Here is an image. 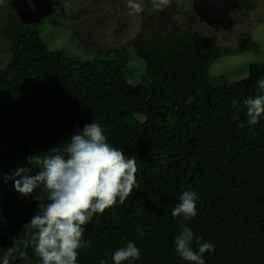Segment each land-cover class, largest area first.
I'll return each mask as SVG.
<instances>
[{"label": "trees", "instance_id": "1", "mask_svg": "<svg viewBox=\"0 0 264 264\" xmlns=\"http://www.w3.org/2000/svg\"><path fill=\"white\" fill-rule=\"evenodd\" d=\"M77 13L45 20L60 26ZM8 16L0 27L9 53L0 69V173L29 166L32 155L62 147L90 122L100 124L112 147L137 159L139 189L85 226L87 243L77 264H112V253L128 241L141 255L122 264H189L173 244L183 226L215 246L204 254L205 264H264V116L248 125L243 104L264 95L257 86L264 61L249 64L247 74L231 83L208 74L221 57L258 54L251 36L240 37L230 51L198 33L170 29L156 45L133 47L144 61L133 84L123 70L127 52L82 61L48 49L39 24ZM30 167L32 174L38 171ZM184 191L198 200L197 216L182 225L171 212ZM36 195L46 202L42 188L26 198L0 177V259L14 237L17 244L28 238L22 226L38 211ZM22 250L28 259L16 254L10 264H40L31 246Z\"/></svg>", "mask_w": 264, "mask_h": 264}, {"label": "clouds", "instance_id": "2", "mask_svg": "<svg viewBox=\"0 0 264 264\" xmlns=\"http://www.w3.org/2000/svg\"><path fill=\"white\" fill-rule=\"evenodd\" d=\"M56 12L63 11L71 15L77 11L66 0H48ZM157 11H163L171 0H150ZM129 14H140L144 10L143 0H126ZM257 86L264 91V78L257 81ZM236 103V101H233ZM246 108L248 125H256L264 116V95H257L243 100ZM238 127L244 125L237 121ZM29 166H18L9 173H0L4 182L13 181L14 190L24 197L31 196L37 188H42L46 202L40 203L38 211L22 228L28 238L9 247L0 259V264H10L18 254L19 259L27 260L25 250L32 247L40 264H77L78 250L86 246L82 239L85 226L96 214H102L117 203L124 204L137 183V159L126 157L125 153L112 147L106 140L99 123L90 122L77 129L62 147L58 144L43 155L35 154L27 161ZM30 166L38 171L32 174ZM198 196L195 192L184 191L179 203L171 212L172 217L181 218L180 223L197 216ZM142 234V232H141ZM192 229L183 226L174 237L173 244L179 257L189 264H205V253H214L215 246L203 242ZM195 241L199 245L194 250ZM22 245V247H21ZM141 250L132 241L112 253V264L133 262L140 258ZM100 264H107L101 260Z\"/></svg>", "mask_w": 264, "mask_h": 264}, {"label": "rangeland", "instance_id": "3", "mask_svg": "<svg viewBox=\"0 0 264 264\" xmlns=\"http://www.w3.org/2000/svg\"><path fill=\"white\" fill-rule=\"evenodd\" d=\"M172 0L171 2H173ZM82 14L73 21L62 20V25H53L44 20L38 25L39 35L50 50L63 51L82 61L95 57L98 53L112 51L126 53L127 64L123 70L129 73V81L139 82L144 70V61L139 58L134 46L156 45L169 29L198 33L217 46L233 51L237 47L238 36L249 35L259 47V53L235 52L216 60L210 67V77L222 76L228 82H235L247 74L251 63L264 61V5L252 1L254 15L248 19L240 16L234 31L215 30L207 27L194 16H140L129 14L126 0H66ZM260 3V2H259ZM175 4V3H174ZM173 9L181 5L171 6ZM256 8V9H255ZM170 6L165 8L168 12ZM9 0H0V27L13 16ZM182 13V10H181ZM171 19V20H170ZM170 20V21H169ZM232 30V29H231ZM8 42L0 37V69L8 59Z\"/></svg>", "mask_w": 264, "mask_h": 264}, {"label": "flooded vegetation", "instance_id": "4", "mask_svg": "<svg viewBox=\"0 0 264 264\" xmlns=\"http://www.w3.org/2000/svg\"><path fill=\"white\" fill-rule=\"evenodd\" d=\"M210 1L211 0H200L202 5L208 4ZM234 1H235V7L233 9H229V10L227 9L226 11H224L223 14L214 15V16H217V18H215L214 16L211 15L209 8L204 10V13L202 15H198L195 11L196 6L198 4L197 0L196 1L194 0H174L169 5L170 9L168 12H165V9L163 11H157L156 9L153 8L150 0H143L145 7H144L143 12L140 14V16H146L147 18H151V16H174V15L194 16L193 17L194 20L202 22L204 25H206L207 27L211 29L234 31L233 28L237 26V23L239 21L238 19H240V16L243 15L245 16L246 19H248L250 16L254 15L252 6H251L252 1L254 2V0H234ZM255 1L258 5H264V0H255ZM172 5H176V6L181 5V8L173 9L171 7ZM10 6H11V1H10ZM181 10H182V13H181ZM13 11L16 14L14 9ZM56 13L63 14L64 12L55 11L51 13L49 16H54V14ZM16 17L18 18L17 14H16ZM45 19H43L42 21H44ZM240 35L242 34H239L238 40L240 39Z\"/></svg>", "mask_w": 264, "mask_h": 264}, {"label": "water", "instance_id": "5", "mask_svg": "<svg viewBox=\"0 0 264 264\" xmlns=\"http://www.w3.org/2000/svg\"><path fill=\"white\" fill-rule=\"evenodd\" d=\"M11 6L15 10L19 21L25 25L40 24L43 19L55 12L48 0H10ZM196 1V0H194ZM196 13L202 15L204 10L209 8L211 15L223 14L227 9L235 7L234 0H211L208 4L202 5L197 0ZM62 12V11H60ZM217 18V16H214Z\"/></svg>", "mask_w": 264, "mask_h": 264}]
</instances>
